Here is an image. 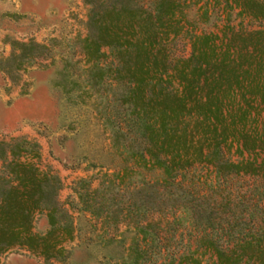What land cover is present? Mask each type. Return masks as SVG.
I'll list each match as a JSON object with an SVG mask.
<instances>
[{"label": "trees", "instance_id": "16d2710c", "mask_svg": "<svg viewBox=\"0 0 264 264\" xmlns=\"http://www.w3.org/2000/svg\"><path fill=\"white\" fill-rule=\"evenodd\" d=\"M182 1L84 0L83 53L94 61L107 46L112 57L103 117L121 164L100 170L96 186L75 179L65 206L60 176L34 160L37 142L0 139V257L23 248L63 260L77 211L133 229L126 253L110 264H202L205 254L214 264H264V187L249 188L254 198L227 185L235 176L264 179V28L231 29L221 43L214 32L191 34L189 54L175 55L167 42L180 32ZM223 1L264 20V0ZM47 55L46 44L18 42L1 67L16 80L24 62ZM200 165L213 172L209 190L196 184L200 175L186 180ZM40 213L42 232L34 229ZM180 213L200 232L194 247L176 236Z\"/></svg>", "mask_w": 264, "mask_h": 264}, {"label": "rangeland", "instance_id": "374dc122", "mask_svg": "<svg viewBox=\"0 0 264 264\" xmlns=\"http://www.w3.org/2000/svg\"><path fill=\"white\" fill-rule=\"evenodd\" d=\"M87 11L84 0H0V139L23 136L37 142L39 156L34 160L40 169L60 176L63 185L58 197L65 206L75 198V179L90 177L91 185L96 186L100 170L121 164L110 148V129L103 117L113 90L108 71L112 57L107 46L94 61L84 55L81 44ZM176 18L181 29L167 45L173 54L182 56L190 52L191 34L214 32L221 43L220 37L232 30L264 28V20L242 15L223 0H184ZM23 41L46 44L49 55L24 62L16 80H11L1 66ZM98 71L103 74L96 76L97 81H89L90 74ZM192 175L193 180L200 175L201 182L196 184L210 189V181H214L210 167L197 166L185 175L186 180ZM227 185L236 196L246 190V195L256 198L257 193L249 188H263L264 179L235 176ZM73 214L75 236L66 242L68 252L63 260H46L13 248L1 255L0 264H110L126 253L134 236L131 227L123 223L104 227L87 212ZM180 214L184 220L176 236L194 247L200 232L185 213ZM47 227L45 214H37L34 229L42 232ZM202 264H214V260L205 254Z\"/></svg>", "mask_w": 264, "mask_h": 264}]
</instances>
